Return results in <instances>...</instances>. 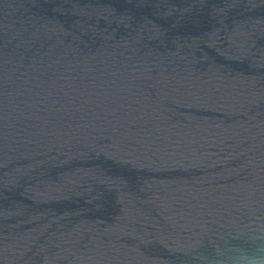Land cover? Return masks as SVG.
<instances>
[{"label":"water","instance_id":"water-1","mask_svg":"<svg viewBox=\"0 0 264 264\" xmlns=\"http://www.w3.org/2000/svg\"><path fill=\"white\" fill-rule=\"evenodd\" d=\"M254 214L264 0H0V264H197Z\"/></svg>","mask_w":264,"mask_h":264},{"label":"clouds","instance_id":"clouds-1","mask_svg":"<svg viewBox=\"0 0 264 264\" xmlns=\"http://www.w3.org/2000/svg\"><path fill=\"white\" fill-rule=\"evenodd\" d=\"M207 241L206 247L198 241L190 251L197 264H264V218L258 215L227 235L208 236Z\"/></svg>","mask_w":264,"mask_h":264}]
</instances>
